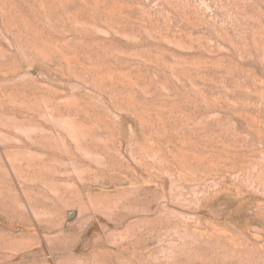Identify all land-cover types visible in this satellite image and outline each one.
Returning <instances> with one entry per match:
<instances>
[{
    "label": "rangeland",
    "instance_id": "1",
    "mask_svg": "<svg viewBox=\"0 0 264 264\" xmlns=\"http://www.w3.org/2000/svg\"><path fill=\"white\" fill-rule=\"evenodd\" d=\"M0 264H264V0H0Z\"/></svg>",
    "mask_w": 264,
    "mask_h": 264
}]
</instances>
